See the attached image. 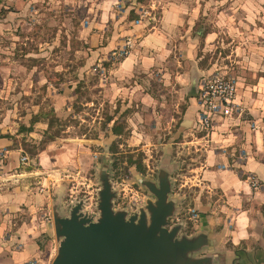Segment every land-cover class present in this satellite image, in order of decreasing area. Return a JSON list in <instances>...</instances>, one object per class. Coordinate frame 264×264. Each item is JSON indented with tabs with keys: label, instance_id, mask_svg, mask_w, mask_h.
Returning a JSON list of instances; mask_svg holds the SVG:
<instances>
[{
	"label": "crops",
	"instance_id": "obj_1",
	"mask_svg": "<svg viewBox=\"0 0 264 264\" xmlns=\"http://www.w3.org/2000/svg\"><path fill=\"white\" fill-rule=\"evenodd\" d=\"M7 1L18 9L32 2ZM120 1L124 0L77 3L90 15L89 27L102 28L101 39L89 40V60H106L121 37L140 35L134 49L109 68L106 94L119 96L123 109H132L129 123L147 127L154 120L150 127L159 141L164 134L166 140L163 129L170 128L179 104H184L175 129L167 134L168 141L201 157L191 169L192 185L201 187L202 193L197 199L202 228L196 235L206 233L209 240L202 250L206 254L199 257H211L209 264H264V128L254 127L264 119V0H131L138 4L136 9H157L159 18L151 24L142 20L135 24L129 8L122 15L115 13L114 5ZM4 3L0 2V11L9 8ZM215 72L236 80L240 111L205 130L199 123L198 93L201 79ZM166 112L173 117L163 123ZM38 125L48 128V122ZM135 133L148 135L143 130ZM3 150L0 264H43L49 244L57 241L47 216L48 207H53L52 188L40 190L34 180L47 170L41 162L43 167L35 169L23 163V148L8 136H0ZM253 179L258 187L252 185Z\"/></svg>",
	"mask_w": 264,
	"mask_h": 264
},
{
	"label": "rangeland",
	"instance_id": "obj_2",
	"mask_svg": "<svg viewBox=\"0 0 264 264\" xmlns=\"http://www.w3.org/2000/svg\"><path fill=\"white\" fill-rule=\"evenodd\" d=\"M81 1L32 0L30 5L26 3L18 9L5 0L4 5L9 8L3 7L0 11V136L12 138L23 148L21 157L27 155L29 160L21 161L32 169L41 167V163L44 165L47 171L34 180L36 186H41L40 190L49 185L52 188L54 209L48 207L47 216L53 224L55 211L59 216H69L80 201H83V212L96 219L100 216L99 193L104 172L115 192V211H125L128 216L140 214L142 209L149 213L148 202L155 201L156 196L145 182L158 184L159 177L166 173L172 188L169 199L176 202L169 226L181 225L178 237H193L202 228L197 201L202 193L201 187L192 185L191 169L199 164L201 157L192 149L168 141L167 134L175 129L184 104H179L170 128L164 127L166 140L165 134L160 141L156 138L154 128L150 127L154 120L147 127L129 123L132 109L124 110L122 98L106 94V76L109 68L124 58L125 53H119L123 50L130 53L140 35L121 37L106 60H89V40L100 38L102 28L89 27L90 15L84 6L77 5ZM137 5L124 0L115 3L113 9L122 15L124 8H129L135 24L139 20L148 24L157 22L156 8L136 9ZM130 40L131 45H126ZM159 84L156 80L157 89ZM35 114L41 118L39 122H48L52 115L59 117L51 133L62 127L60 135L48 141L46 130L39 122L34 124L32 133L21 128L30 126ZM110 116L123 126L122 135L113 133L114 121L105 124ZM172 117L171 112L164 113L163 123ZM133 130L147 131V138ZM134 135L142 139H134ZM115 141L118 149L113 152L111 145ZM5 155L3 150L0 160ZM130 156L135 161L133 165L128 164ZM42 175L48 180L42 179ZM46 240L45 244L51 238ZM51 245L50 253L46 251L45 259L41 260L43 264H52L60 240ZM202 250L204 247L196 255L206 254Z\"/></svg>",
	"mask_w": 264,
	"mask_h": 264
},
{
	"label": "water",
	"instance_id": "obj_3",
	"mask_svg": "<svg viewBox=\"0 0 264 264\" xmlns=\"http://www.w3.org/2000/svg\"><path fill=\"white\" fill-rule=\"evenodd\" d=\"M100 216L95 220L83 212V201L75 205L69 216L54 213V226L60 240L58 254L52 264H209V256L196 253L209 244L206 233L178 237L181 225L170 227L169 218L175 200L169 199L171 182L165 173L159 183L146 181L156 196L149 201L148 212L128 216L113 208L112 183L107 172L102 175Z\"/></svg>",
	"mask_w": 264,
	"mask_h": 264
},
{
	"label": "built area",
	"instance_id": "obj_4",
	"mask_svg": "<svg viewBox=\"0 0 264 264\" xmlns=\"http://www.w3.org/2000/svg\"><path fill=\"white\" fill-rule=\"evenodd\" d=\"M131 45V40L127 42ZM115 53V52H114ZM124 58L129 54L128 50H123L119 54H124ZM238 86L234 77L216 72L201 80L198 99L201 106L199 123L205 130H210L215 126L218 119H228L234 116L235 112L240 111L236 102ZM262 125H254L256 128H264V119ZM0 154L2 152L0 151ZM29 160L27 155L22 157V161ZM252 185L258 187L256 179L252 180ZM91 216L88 212H84ZM96 220V218H94ZM29 264H34L30 262Z\"/></svg>",
	"mask_w": 264,
	"mask_h": 264
},
{
	"label": "trees",
	"instance_id": "obj_5",
	"mask_svg": "<svg viewBox=\"0 0 264 264\" xmlns=\"http://www.w3.org/2000/svg\"><path fill=\"white\" fill-rule=\"evenodd\" d=\"M41 120V118L39 117V115L38 114H35V115H33V117H32V121H31V125L30 126H26V125H24L23 127H21V128H23V129H25V130H27V131H33V128H34V124L35 123H37V122H39ZM60 121V119H59V117H57L56 115H52L50 118H49V121H48V128H47V130L45 131V135L47 136L46 137V139L49 141V140H54L56 137H58L59 135H60V131L62 130V127H60L59 129H58V131H56L55 133H51V130H52V128L54 127V124L56 123V122H59ZM112 121H114V123H113V127H112V131H113V133L115 134V135H117V136H120V135H122L123 133H124V129H123V126L120 124V123H118L117 122V120H114V117H112V116H110V117H108L107 118V120H106V122H105V124L106 123H111ZM59 125H61V124H59ZM63 126V125H62ZM111 148H112V151L113 152H116L117 151V149H118V142H113L112 143V145H111ZM135 163V161H134V159H133V157L132 156H130L129 157V159H128V164L129 165H133Z\"/></svg>",
	"mask_w": 264,
	"mask_h": 264
}]
</instances>
